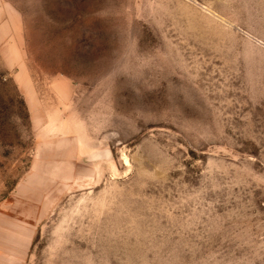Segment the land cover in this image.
Returning a JSON list of instances; mask_svg holds the SVG:
<instances>
[{
  "label": "rangeland",
  "instance_id": "374dc122",
  "mask_svg": "<svg viewBox=\"0 0 264 264\" xmlns=\"http://www.w3.org/2000/svg\"><path fill=\"white\" fill-rule=\"evenodd\" d=\"M0 264H264V0H0Z\"/></svg>",
  "mask_w": 264,
  "mask_h": 264
}]
</instances>
